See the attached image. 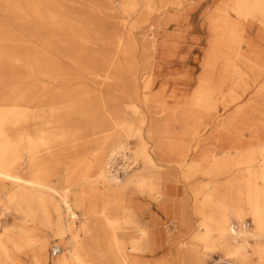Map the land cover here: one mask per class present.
Here are the masks:
<instances>
[{
  "label": "bare ground",
  "instance_id": "obj_1",
  "mask_svg": "<svg viewBox=\"0 0 264 264\" xmlns=\"http://www.w3.org/2000/svg\"><path fill=\"white\" fill-rule=\"evenodd\" d=\"M27 1L37 20L43 19L50 0ZM145 1L148 7L152 0ZM193 1L165 0L158 12L168 21L171 16L164 10ZM201 5L195 63L199 72L186 65L185 75L171 83L179 95L177 105L169 111V121L178 128L172 145L180 149V155L173 158L179 163L191 158L184 185L188 186L191 208L201 215L190 242L217 248L227 264H264V164L257 161L264 150V0H204L196 4L178 18L186 27L183 41L189 37L192 13ZM17 9L13 0L5 5L0 0V16L5 12L15 15ZM7 21L3 23L0 17V196L6 199L5 206L12 205L33 227L28 232L17 230L14 237L0 234V264H169L156 244L159 237L153 232L152 207L165 182H174L171 199L181 196L183 188L177 184L180 179L175 169L182 165L164 166L166 170L159 173L149 160L147 169H134L131 165L146 150L142 142L129 154L128 160L133 162L122 166L126 176L119 178L113 173V159L121 152L127 155L130 144L118 139L116 125L89 132L90 116L81 115L88 96L40 52L41 46L52 43L47 29L41 23L10 25ZM154 28L158 39L165 41L168 28L159 22ZM160 45L154 42L151 47L155 50ZM185 63L186 59L181 66ZM33 64L36 70L46 69L52 75L51 84L42 85L41 81L37 85L35 71L28 67ZM107 77L114 83L108 82V86L122 85L119 76ZM42 88L48 91L43 101L39 99ZM132 89L136 92L137 88ZM24 104L29 108H21ZM136 113L142 115L137 107ZM9 114L27 121L30 131L24 139L30 134L37 139L25 140L19 160L8 156L9 147L2 137ZM47 118L55 124L61 118L63 134L77 131L67 144H56L62 146L57 154L44 140ZM209 127L207 136L198 138L199 132ZM93 135L96 137L91 139ZM92 144L96 161L84 164L78 159ZM61 166L66 172H58ZM75 169L81 173L75 174ZM83 186L95 192L92 200L85 196ZM189 208L181 201L175 216L180 223L178 237L187 235ZM246 218L250 223H244ZM46 229L55 241L51 254L47 252L48 236L43 233ZM174 247L178 264H206V253L197 247L190 249L188 244L181 251L175 242L170 244V249ZM99 252H103L101 258Z\"/></svg>",
  "mask_w": 264,
  "mask_h": 264
},
{
  "label": "rangeland",
  "instance_id": "obj_2",
  "mask_svg": "<svg viewBox=\"0 0 264 264\" xmlns=\"http://www.w3.org/2000/svg\"><path fill=\"white\" fill-rule=\"evenodd\" d=\"M1 1L4 5L7 2L10 3V0ZM164 1L152 0L147 7L145 0H50L51 6L45 5V17L37 20V17L33 15V8H30L27 0H13L18 7L16 14H12L11 17L5 12L4 15L1 13L0 17L3 23L8 20L10 25L11 22L18 24L22 21H29L37 23V26L41 23L47 29L52 43L46 48L41 46L40 52L50 57L53 62L52 67L63 72L66 79H71L77 86L80 85L88 96L89 101L81 115L87 117L89 114L90 116L87 121L90 124L89 132L93 134L98 127L111 128L116 125L115 129L119 131L118 136L120 137L118 139L130 144L129 147L131 146L128 152L125 151L127 155L121 152L113 159L115 162L113 173L119 178L124 179L126 176L122 166L133 162L132 159L128 160L129 154L133 153L139 146L138 144L142 142H145L146 150L143 155L139 156V160L135 162L136 165H131L134 166V169L135 167L140 168V171L147 169L149 160L152 162L154 171L159 170V173L166 170L164 166L168 169L172 166L182 165V169H175V175L180 179L177 184L183 188L181 196L178 199H171L170 193H172L174 182H165L161 196L154 200L152 207L153 213L156 210L163 211L169 217L162 221V230L164 231L162 234L156 232L159 228V219L156 216L154 219L153 232L159 237L156 244L161 250L162 259L169 264L179 263L177 250L175 247L170 249V244L175 242L176 247H179L181 251H184L183 247L189 244L190 249L197 247L202 253H206V264H227L224 253L217 248L191 245L190 238H192L194 229L198 228L201 219V215L197 211L196 214L194 208H191L192 202H190L188 186L184 185L187 181L183 175L186 174V166L190 163L191 158H185L183 163H179L173 158L177 154L180 155V149L173 148L172 145L173 139L177 138L175 137L177 134L174 135V133L178 128L174 122L169 121L171 117L169 111L177 105L175 99L179 95L171 83L179 82L178 79L187 72V66L198 71V67L195 66L196 58L197 60L199 58V48L196 46L200 41L198 18L204 5L193 11L189 37L185 41H183V36L186 27L179 24L178 18L186 10L192 9L200 2L203 3L204 0H194L192 3L185 2L181 7L167 8L164 13L171 16L168 21L161 12H158ZM36 3L38 1H34V4ZM158 22L163 28H168L165 41H160L158 32L155 31L154 26ZM154 42L161 44L159 49H152L151 44ZM185 59L184 67L181 66V62ZM28 67L35 71L37 85L41 81L42 85L52 83V78H50L52 75L46 69L39 70L37 68L36 70L34 64ZM109 74L119 76L122 85L108 86V82L114 86V83L107 77ZM133 86L137 88L136 92L132 91ZM41 91L42 97L39 99L43 101L48 97V91H44L43 88ZM136 107L142 115L135 114ZM21 108L25 110L29 107L24 104ZM197 109L202 108L198 106ZM225 114L221 117H225ZM19 118L20 115L5 116L7 122L2 132L3 140L9 147L8 156L17 160L20 158L19 152L25 148L26 139L37 142V139L31 134L24 139L25 132L30 131V128L23 117L21 121ZM45 125L44 140L52 146L51 151L56 154L62 148L56 144L58 142L64 143L62 145L67 144L66 141L77 132L76 129H73L69 133L63 134L62 129H65V125L61 118L57 124L53 123L52 118H47ZM210 130L209 127L207 130L199 132L198 138L207 136ZM95 137L96 135L90 136L91 139ZM94 148L95 144L90 145L78 160L82 159L84 164L95 162L94 153L96 150ZM124 154L126 156H123ZM126 160L127 162H125ZM258 160L264 164V150L261 156L257 157ZM71 165L74 167L73 163ZM63 169L61 166L58 172H66ZM74 171L77 175L81 173L79 169ZM190 181V183H194L198 180ZM83 188L85 196L92 200L94 196L91 195L95 192L87 186H83ZM5 200L3 196H0V234H3L4 237H14L17 230L27 232L32 230L33 224L24 222L19 217L18 210L16 211L12 205L6 204L7 206H5ZM121 200L123 203L124 196ZM181 201L190 206L191 222L185 229L187 235L178 237L180 232L176 227L180 228V223L175 216L180 211ZM76 213L79 215L78 210ZM244 223H250V219L246 218ZM76 225H79L78 220ZM43 233L48 236L47 252L51 254L52 245L55 243L53 234L47 229L43 230ZM7 247L10 249L9 244ZM99 253L97 256L101 258L103 252Z\"/></svg>",
  "mask_w": 264,
  "mask_h": 264
},
{
  "label": "crops",
  "instance_id": "obj_3",
  "mask_svg": "<svg viewBox=\"0 0 264 264\" xmlns=\"http://www.w3.org/2000/svg\"><path fill=\"white\" fill-rule=\"evenodd\" d=\"M155 216L157 219H159V223H158V229L156 230L157 233L162 234L164 231L162 230V221L164 219L169 218L163 211H157L155 212Z\"/></svg>",
  "mask_w": 264,
  "mask_h": 264
},
{
  "label": "built area",
  "instance_id": "obj_4",
  "mask_svg": "<svg viewBox=\"0 0 264 264\" xmlns=\"http://www.w3.org/2000/svg\"><path fill=\"white\" fill-rule=\"evenodd\" d=\"M54 252V254H56V253H58V250L57 251H53Z\"/></svg>",
  "mask_w": 264,
  "mask_h": 264
}]
</instances>
